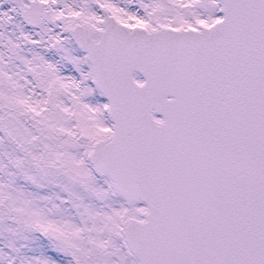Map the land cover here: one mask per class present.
<instances>
[{
    "label": "snow or ice",
    "instance_id": "1",
    "mask_svg": "<svg viewBox=\"0 0 264 264\" xmlns=\"http://www.w3.org/2000/svg\"><path fill=\"white\" fill-rule=\"evenodd\" d=\"M0 264H264V0H0Z\"/></svg>",
    "mask_w": 264,
    "mask_h": 264
}]
</instances>
